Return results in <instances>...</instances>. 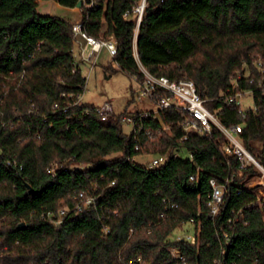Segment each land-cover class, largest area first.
Returning a JSON list of instances; mask_svg holds the SVG:
<instances>
[{
	"label": "trees",
	"instance_id": "1",
	"mask_svg": "<svg viewBox=\"0 0 264 264\" xmlns=\"http://www.w3.org/2000/svg\"><path fill=\"white\" fill-rule=\"evenodd\" d=\"M36 1L47 0H0V264H175L170 249L188 264H264V211L251 206L258 188H244L258 171L224 154L216 127L185 135L187 116L173 110L148 111L130 136L121 117L101 121L96 107L63 113L86 80L72 73V23L40 15ZM52 1L81 2L84 31L112 40L119 70L142 78L135 22L124 17L139 0ZM136 52L153 76L192 80L221 125H241L243 146L264 167V0H147ZM233 84L252 98L244 118L224 101ZM162 125L171 128L157 134ZM144 155L168 158L152 168L134 162ZM211 178L232 179L216 219ZM82 190L95 201L77 212ZM59 209L67 210L60 227L41 218ZM185 226L194 244L171 238Z\"/></svg>",
	"mask_w": 264,
	"mask_h": 264
},
{
	"label": "built area",
	"instance_id": "2",
	"mask_svg": "<svg viewBox=\"0 0 264 264\" xmlns=\"http://www.w3.org/2000/svg\"><path fill=\"white\" fill-rule=\"evenodd\" d=\"M146 5L147 0H139L134 6L124 13V17L126 19H133L135 22L132 38V56L137 63L142 77L141 79L134 77L138 84V88L136 90V96L138 100L140 103L148 102L154 104L157 107V110H173L177 113H183L186 115L187 118H185L181 124L185 135L189 132L199 131L202 135L208 136L212 131V127H216L223 134L227 141L223 147L224 154L235 158L238 162L239 169H246L252 166L258 171L257 178L253 182L246 183L244 188L248 191L255 189V187L258 188L255 201L252 202L251 206L260 208L261 211H264V167L243 146L240 139L241 125H235L229 128L221 125L215 118L214 114L205 107L204 100H202L196 92V87L192 80L182 78L178 81H173L164 76L156 77L150 74L140 64L136 52V39L138 28L142 21ZM71 32L74 43L72 54L75 59L74 68L72 70L73 74L84 78L82 76L81 65L89 64L92 69L95 66V60L97 56L103 50H105L111 58H114L117 55L116 46L112 40L97 39L88 35L84 31L81 22L72 23ZM84 86L82 87V92L84 91ZM231 90L234 92L224 99L225 103L240 107V101L244 95L247 94V92L242 93L236 91L235 84L231 86ZM80 95L77 97V100L66 105L61 111L63 113H67L70 108L81 106ZM61 97L65 98L63 94ZM68 97H70V95ZM136 111L131 113L128 117H121V121L131 122L133 124L135 121H141L150 117V113L148 111L151 110H139L141 113L138 114L137 117H134L135 115L133 114ZM243 111L244 110L240 108L239 113L241 114L242 118L245 116ZM95 112L100 117L101 121H106L109 116L113 115L112 107L109 104L96 107ZM170 128L171 127L168 125H162L160 130H157L156 133L160 134L163 131L170 130ZM146 135L150 136V132H146ZM185 135L183 136L182 140L185 139ZM172 156L174 158H178L181 157L182 154L178 151H175L173 152ZM167 158V155L154 156L147 166L150 168L161 166L167 161ZM55 166L56 165H53L48 168L47 172L53 174L55 171ZM189 179L193 181L194 177L192 176ZM230 183H232V179H227L222 184H218L216 179L213 178L209 180L210 193L208 195L207 206L209 208V216L211 218L216 219L220 216L225 205V199ZM73 198L76 201L74 210L77 212H80L83 208L92 206L95 201L92 196L86 195L83 190L79 191ZM66 213V209L47 211L41 214V218L52 222L56 227H60L63 223L64 217L66 216ZM180 240H186L190 244H194L196 238L194 234L176 236L174 241ZM229 240V237H225L226 244H228ZM223 253L224 252L222 251V254ZM169 254L172 260L175 261V264H188L186 258L176 249H170ZM214 264L221 263L215 262Z\"/></svg>",
	"mask_w": 264,
	"mask_h": 264
},
{
	"label": "rangeland",
	"instance_id": "3",
	"mask_svg": "<svg viewBox=\"0 0 264 264\" xmlns=\"http://www.w3.org/2000/svg\"><path fill=\"white\" fill-rule=\"evenodd\" d=\"M34 6L40 15L55 16L71 23L81 22V13L77 8H64L52 0L36 1ZM108 67H111L112 70H106ZM81 69L82 76L86 79L84 91L80 95L82 105L101 107L109 104L112 107L114 117H128L136 110L146 109L154 112L157 110L154 104L140 103L136 96L137 82L133 77L121 72L114 63L113 58L109 57L105 50L97 56L95 66L92 69L89 64L81 65ZM240 102V108L244 111L253 108L252 98L248 93L244 95ZM121 127L123 134L126 136L133 133L131 122H121ZM153 157V155L138 156L134 159V162L138 165H147ZM182 157L187 159L189 155L183 153ZM193 234V228L185 226L176 230L171 238Z\"/></svg>",
	"mask_w": 264,
	"mask_h": 264
},
{
	"label": "water",
	"instance_id": "4",
	"mask_svg": "<svg viewBox=\"0 0 264 264\" xmlns=\"http://www.w3.org/2000/svg\"><path fill=\"white\" fill-rule=\"evenodd\" d=\"M81 5H82L81 2H78V4L76 5L75 8L80 9ZM27 188H29V187L27 186ZM30 192H32V191L30 190ZM24 227H25V224L24 223H21L18 228L20 230H22V229H24Z\"/></svg>",
	"mask_w": 264,
	"mask_h": 264
}]
</instances>
